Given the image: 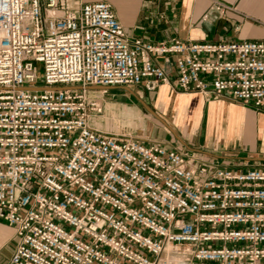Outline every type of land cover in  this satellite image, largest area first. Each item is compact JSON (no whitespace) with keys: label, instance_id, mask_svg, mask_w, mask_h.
Segmentation results:
<instances>
[{"label":"built area","instance_id":"obj_1","mask_svg":"<svg viewBox=\"0 0 264 264\" xmlns=\"http://www.w3.org/2000/svg\"><path fill=\"white\" fill-rule=\"evenodd\" d=\"M171 80L260 109L264 42L149 43L105 0H0V222L16 235L5 264H264V170L93 128L104 106L89 89Z\"/></svg>","mask_w":264,"mask_h":264},{"label":"crops","instance_id":"obj_2","mask_svg":"<svg viewBox=\"0 0 264 264\" xmlns=\"http://www.w3.org/2000/svg\"><path fill=\"white\" fill-rule=\"evenodd\" d=\"M111 3L127 34L149 43L172 39L207 44L223 41L264 42V0H111ZM215 3L223 4L229 10L219 16L211 10ZM204 14L208 15L206 20L202 18ZM157 62L162 64L163 60L158 59ZM167 66L173 73L174 59ZM127 89L141 101L177 103V109L181 113L183 111L182 116L199 108L198 120L192 129L184 128L186 122L179 126L182 130L180 136L171 127L173 133L168 130L177 145L151 139L140 140L156 142L168 148H182L195 160L214 164L224 170H264V106L253 109L213 95L180 93L173 80L167 86H158L153 92H144L140 87ZM89 90L92 94L101 91ZM125 102L127 100L117 101ZM111 103H114L112 99L101 100V104ZM15 244L14 230L0 222V264L8 261Z\"/></svg>","mask_w":264,"mask_h":264},{"label":"rangeland","instance_id":"obj_3","mask_svg":"<svg viewBox=\"0 0 264 264\" xmlns=\"http://www.w3.org/2000/svg\"><path fill=\"white\" fill-rule=\"evenodd\" d=\"M93 1V0H88ZM111 3V0H106ZM145 2L149 0H144ZM113 5V3H111ZM114 7V5H113ZM38 82L37 85L42 84L41 66H38ZM91 96H98L99 98L110 100L114 103L103 104V112L100 116L96 117L94 129L105 132L110 135H118L122 137H132L138 140L151 139L157 140L167 145H177L171 132L165 129V127L155 118L151 117L142 107V105L136 102L132 95L125 89L114 88L106 93H93ZM125 101V103H117V101ZM116 102V103H115ZM148 108H150L157 116H159L167 126L175 130L176 134L180 136L182 130L180 124L187 122L184 126L186 130L192 129L196 123L199 108L197 111L191 110L186 116H182V113L177 109V103L170 101H161L162 103L153 101H142ZM174 117V118H173ZM173 146V147H174Z\"/></svg>","mask_w":264,"mask_h":264},{"label":"water","instance_id":"obj_4","mask_svg":"<svg viewBox=\"0 0 264 264\" xmlns=\"http://www.w3.org/2000/svg\"><path fill=\"white\" fill-rule=\"evenodd\" d=\"M96 89H98L99 90V88H96ZM95 89V90H96ZM126 91H128L137 101H138V103H140L141 105H142V107L144 108V110L151 116V117H153V118H155V119H157L164 127H165V129L166 130H170L172 133H173V131L170 129V127L169 126H167L166 125V123L159 117V116H157L150 108H148V106L144 103V102H142L141 100H138L137 98H136V96L131 92V90H129V89H127V88H124ZM101 90V89H100Z\"/></svg>","mask_w":264,"mask_h":264},{"label":"bare ground","instance_id":"obj_5","mask_svg":"<svg viewBox=\"0 0 264 264\" xmlns=\"http://www.w3.org/2000/svg\"><path fill=\"white\" fill-rule=\"evenodd\" d=\"M187 119V118H186ZM95 124V123H94ZM94 124H93V127H94Z\"/></svg>","mask_w":264,"mask_h":264}]
</instances>
